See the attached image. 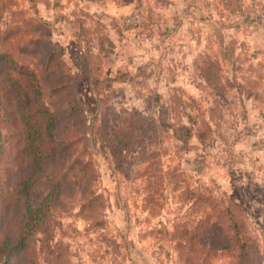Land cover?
Returning <instances> with one entry per match:
<instances>
[{"label":"rangeland","instance_id":"1","mask_svg":"<svg viewBox=\"0 0 264 264\" xmlns=\"http://www.w3.org/2000/svg\"><path fill=\"white\" fill-rule=\"evenodd\" d=\"M3 55L0 264L264 261V0H0Z\"/></svg>","mask_w":264,"mask_h":264},{"label":"trees","instance_id":"2","mask_svg":"<svg viewBox=\"0 0 264 264\" xmlns=\"http://www.w3.org/2000/svg\"><path fill=\"white\" fill-rule=\"evenodd\" d=\"M5 57H6L5 55L0 56L1 59L5 58ZM24 118H25V120L27 119V126H28V131H29V139L34 142L35 139H37V137L39 135L38 134L39 133V129H38L36 123L31 125V123L28 122V117H25V114H24ZM42 208H43L42 204L39 207H37V208H35V206L32 205V204H29V203L26 204L25 211H24L25 223H24V226H23V229L26 232L34 231V230L38 229L39 226H42V222L44 220L43 219L44 216L41 215ZM242 247H244V246H242ZM11 256H12V254L9 257H11ZM261 264H264V261Z\"/></svg>","mask_w":264,"mask_h":264}]
</instances>
